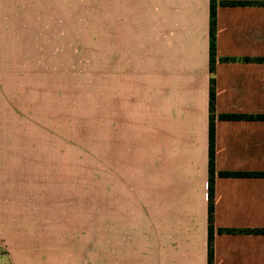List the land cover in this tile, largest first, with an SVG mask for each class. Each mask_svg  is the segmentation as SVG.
I'll use <instances>...</instances> for the list:
<instances>
[{"label": "crops", "instance_id": "1", "mask_svg": "<svg viewBox=\"0 0 264 264\" xmlns=\"http://www.w3.org/2000/svg\"><path fill=\"white\" fill-rule=\"evenodd\" d=\"M101 2L99 264H209L213 81L214 264H264V0H217L214 71L211 0ZM58 200L0 185V264H77Z\"/></svg>", "mask_w": 264, "mask_h": 264}, {"label": "rangeland", "instance_id": "2", "mask_svg": "<svg viewBox=\"0 0 264 264\" xmlns=\"http://www.w3.org/2000/svg\"><path fill=\"white\" fill-rule=\"evenodd\" d=\"M110 3L106 15L101 0H0V185L59 199L61 220L74 221L77 264H99L101 150L116 131L101 110ZM142 47L145 62L146 32ZM126 137L135 157L139 142Z\"/></svg>", "mask_w": 264, "mask_h": 264}, {"label": "trees", "instance_id": "3", "mask_svg": "<svg viewBox=\"0 0 264 264\" xmlns=\"http://www.w3.org/2000/svg\"><path fill=\"white\" fill-rule=\"evenodd\" d=\"M216 13H217V0H211V49H210V60L211 69H215L217 61V43H216ZM210 112H211V149H210V175H211V194H210V209H209V235H210V246H209V264H214V249L213 240L215 235V224H214V181L216 175L215 165V115H216V89L215 81L212 83L211 95H210ZM222 175H229L222 173Z\"/></svg>", "mask_w": 264, "mask_h": 264}]
</instances>
